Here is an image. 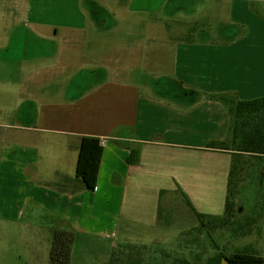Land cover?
<instances>
[{"label": "crops", "instance_id": "crops-1", "mask_svg": "<svg viewBox=\"0 0 264 264\" xmlns=\"http://www.w3.org/2000/svg\"><path fill=\"white\" fill-rule=\"evenodd\" d=\"M48 1L26 3L27 23L34 31L30 38L73 46L80 59L78 85L63 98L54 89L40 91L31 126L0 127V205L9 204L5 198L12 189L21 202L20 221L29 203L32 215L36 210L38 216H60L57 225L47 228V238L51 245L54 232L74 233L70 264L79 256L77 244L92 251L89 237L107 241L121 228L137 235L138 245L123 244L126 261L148 264L143 244L161 219L165 222L178 209L193 218L194 213L221 217L224 212L230 154L206 147L227 138L230 118L222 103L210 97L264 98V0ZM178 14H207L218 23L192 28L183 22L178 29L190 35L163 37L159 44L168 54V75L156 76L161 85L148 83V73L131 65L129 54L114 55L110 44L119 20L140 29L142 22L156 19L165 25ZM0 113L12 116L14 111ZM15 132L24 133L23 157L11 152L9 135ZM83 137L99 140L103 149L92 194L74 172ZM134 150L137 163L128 165ZM87 213L101 220L98 232L85 226ZM184 232H190L185 239L191 243L178 253L191 258L183 259L187 264H207L217 253L264 260V217L260 236L243 238L246 244L232 245L229 253L213 243L209 232L203 240L199 223ZM109 248L104 249L106 259Z\"/></svg>", "mask_w": 264, "mask_h": 264}, {"label": "rangeland", "instance_id": "rangeland-1", "mask_svg": "<svg viewBox=\"0 0 264 264\" xmlns=\"http://www.w3.org/2000/svg\"><path fill=\"white\" fill-rule=\"evenodd\" d=\"M41 1L44 2V5L49 3L48 0ZM27 2L28 0H0V112L3 110L14 111L12 116L8 114L3 116L4 113H0V127L24 128L31 126L40 91L54 89L63 98L68 91H74L73 88L78 85L79 75L76 67L80 59L74 57V47L63 46L61 48L59 40L37 38L33 40L30 38L34 31L27 23L25 12ZM213 19L207 14H197L191 18L187 14H178L169 20L170 22L165 21L167 23L165 25L159 24V21H155L156 19L147 24L142 22L140 29L133 26L127 27L122 24V20H119L112 37L115 42L110 46L116 57H125L129 54L130 64L138 70L143 69V72L148 73L150 78H147L148 83L161 85V79H157L156 76L168 75V54L164 46L159 44L163 37L166 35L170 37L190 35L188 31L178 29V25L183 22L189 24L187 27L203 28L206 23L216 25L218 21L216 19L215 23ZM193 22L195 24L192 25ZM215 25L212 30L218 26L215 27ZM217 34L218 32L212 33L214 37ZM76 55H78L77 52ZM160 58L163 61L156 63ZM134 79L135 77H131L129 81L135 83ZM147 79L143 84L147 83ZM168 83L166 81L167 87H169ZM27 100L29 104H26ZM9 136L14 144L11 151L13 156L23 157L24 145H19L24 139V133L15 132ZM22 143L24 144V141ZM263 163L254 161V165L249 171L250 175L241 187L237 217L229 231L212 229L208 225L210 237L216 239V241L213 240V243L220 245L219 247H222L223 251L227 253L234 249L232 245L239 249L246 244L244 239L251 237L253 240L260 236L262 220L251 222V218L256 213L254 209H251V206H254L253 203L256 200L253 197H256L261 178L264 176ZM13 191L11 189V195L9 192V196L5 198L9 204L6 205V201H4V205H0V264H48L50 243L46 230L57 225L60 216L51 212H46V214L41 212V216H38L35 209L32 215L33 206L29 203L28 207L24 209L20 221L21 202L12 193ZM83 218L88 229L98 232V229L101 228L99 225L101 220H97L92 213L84 214ZM194 219L185 212L183 213L182 209H178L175 214L166 217L165 222L167 221V223L161 219L157 229L152 232V236L146 239V243L143 244L148 246L146 256L151 258L148 264H181L184 260L192 262L188 255L178 253L180 247L189 246L187 244L191 243L190 240L188 243L182 240V244H186L181 246L179 244L181 238L177 236L180 232L187 235L184 231H191L195 224H198ZM135 235L134 232L128 234L122 228L107 241L93 235L89 237V241L86 240L90 246L94 245V249L87 251L81 243L77 244L76 254L79 256L72 264H123V261L127 262L124 259L126 253H124L123 244L138 245L135 244L137 243ZM200 237L207 240V235L202 232ZM99 242L103 243L102 250L95 252ZM205 244L207 241H204ZM109 246L112 248H109L108 259H106L104 249L107 250ZM129 264L134 263L129 261Z\"/></svg>", "mask_w": 264, "mask_h": 264}, {"label": "trees", "instance_id": "trees-1", "mask_svg": "<svg viewBox=\"0 0 264 264\" xmlns=\"http://www.w3.org/2000/svg\"><path fill=\"white\" fill-rule=\"evenodd\" d=\"M210 98L222 103L230 119L227 138L223 142L210 143L206 148L228 152L231 165L227 175V193L222 216L205 217L194 213L201 231L205 234H208V225L212 229L229 231L237 217V204L239 203L238 197L241 187L248 179L254 161L260 164L264 162V98L251 101H240L235 95H219ZM102 152L103 149L99 140L90 137L81 139L76 171L74 172L76 178L83 182L89 194H92L96 188ZM137 154V151H131L127 159L128 165L137 163ZM255 200L256 208L254 210L256 213L251 218V222L262 220L264 217V176L261 178ZM187 235H180L181 243L179 244L181 246L187 243L185 239ZM74 240L73 232H54L48 253V264H70ZM182 240H185L186 243L182 244ZM124 250L126 251H124L126 253L124 257L128 258L129 253L126 249ZM222 260H225L226 264H264V260L252 258L251 255L236 253L230 256L217 253L207 264H220ZM127 262L124 263L123 261V264H127ZM181 264L187 263L184 261Z\"/></svg>", "mask_w": 264, "mask_h": 264}]
</instances>
